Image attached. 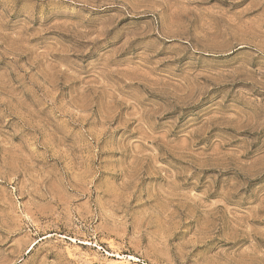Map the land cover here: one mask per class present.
I'll use <instances>...</instances> for the list:
<instances>
[{
    "label": "rangeland",
    "instance_id": "374dc122",
    "mask_svg": "<svg viewBox=\"0 0 264 264\" xmlns=\"http://www.w3.org/2000/svg\"><path fill=\"white\" fill-rule=\"evenodd\" d=\"M0 264H264V0H0Z\"/></svg>",
    "mask_w": 264,
    "mask_h": 264
},
{
    "label": "bare ground",
    "instance_id": "6f19581e",
    "mask_svg": "<svg viewBox=\"0 0 264 264\" xmlns=\"http://www.w3.org/2000/svg\"><path fill=\"white\" fill-rule=\"evenodd\" d=\"M132 260H134V261H135L136 259H135V258H132Z\"/></svg>",
    "mask_w": 264,
    "mask_h": 264
}]
</instances>
